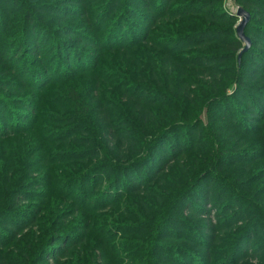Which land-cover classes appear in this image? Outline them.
<instances>
[{"label": "trees", "instance_id": "trees-1", "mask_svg": "<svg viewBox=\"0 0 264 264\" xmlns=\"http://www.w3.org/2000/svg\"><path fill=\"white\" fill-rule=\"evenodd\" d=\"M222 1L0 0L3 264H264V0H234L241 60Z\"/></svg>", "mask_w": 264, "mask_h": 264}, {"label": "rangeland", "instance_id": "rangeland-1", "mask_svg": "<svg viewBox=\"0 0 264 264\" xmlns=\"http://www.w3.org/2000/svg\"><path fill=\"white\" fill-rule=\"evenodd\" d=\"M48 5H52V4L51 3H48ZM74 7L75 6H70L68 8H65V7H59V6H57L58 11L56 12V14L49 15L46 18V21H45V24L47 26L46 29L55 30V29H58V28H62L63 26L69 25V26H72L73 28H76L78 30L80 29L81 32H85L87 30V27L88 26L81 25L82 24L81 23L82 22V18H78L77 17L75 19V18H71V17L70 18L69 17H66V19L63 20L62 16L61 17L59 15L57 16V14H62V12H60V11H65V10L68 12L67 13V16L70 15L71 14L70 11H71V9H74ZM95 7H97V6H95ZM216 7H217V9L219 8L221 10H226L230 15H233L236 18H238L237 25H236V29H235L236 34H237V26H238V24L241 21V19L238 17V12L242 8L239 7V6H237L235 4V1L234 0H223L222 2H220V4L218 3V5ZM50 21H53V22H50ZM46 22H49V23H46ZM244 48H245V45H244ZM241 52L239 53V60H241V58H242V57L240 58ZM249 60L251 61V58H249ZM200 136H201V133L199 134V139L197 140V143H199L201 141ZM206 140H210L208 134H206ZM201 145H204L205 148H208V147L211 146V144L209 145V142L206 143V145L203 144V142H202ZM21 148H22V145L15 146L14 143H5L4 145L0 146V153L3 155L2 159L4 160L3 162L6 163L8 160L9 161H12V163L11 164L8 163L7 166H5L4 163H2V167L4 169H8L11 165L12 166H16L15 165V162H17L20 165V168H21V166H23L22 163L24 161V154L21 151ZM198 151H201V150H198ZM202 152L205 153L206 151L203 150ZM13 153H15V154L13 155ZM196 156H199V155H197V154L196 155H193V158H195ZM191 158L192 157H185V158L181 159L180 161H177L171 168H169L168 171L166 172L167 177L163 181L164 184L160 185V187H163L164 185H166V183H169L170 182V176L171 175L178 176V178L181 177V176L185 177L186 174H187V172H188L186 170L187 167L194 161V159L192 160ZM31 165H33V166H32V168H31L30 171H34V172L38 171L39 169H41L43 167V164H42L41 161L35 162V163L31 164ZM23 174H24V171H23ZM37 177H39V176L38 175L37 176L35 175V176H33V179L34 178H37ZM155 181L157 183V182H159V179H157ZM184 185H185L184 180L181 179L180 180V186L182 187ZM206 185L207 184L205 183L204 187H206ZM154 190H155V188H152V193H153ZM196 193L200 194L202 192L197 191ZM203 200H204V198H203ZM202 205L204 207V203ZM125 207H122L121 210L122 211L125 210ZM193 210H194V208H193ZM187 211L185 213H183L184 219H181V223H183V225L186 228H188V229H191L192 225L195 222L199 221V217H202L201 216L202 214H204V215L206 214V212H205L206 210H203L201 208H198V211H195L194 210L195 212H191L192 213L191 215H189L187 213ZM185 215H187V216H185ZM101 220H104V219L101 218ZM213 221H215V220H213ZM99 224L101 225V223H99ZM36 228L39 229L38 227H36ZM35 231H38V230H35ZM39 231L42 232L44 230H39ZM130 239L131 238H126V239L118 238V241H120L122 243V245H121L122 248H125V247H128L130 245V243H129ZM167 241H168V243H170L169 240H167ZM55 245L56 246H63L64 245V240L59 239L57 242H55ZM35 247H38V246H35ZM34 249H36V248H34ZM23 251L24 250L22 248V245H20V244L19 245H15V246H13V248H10V250L7 251L9 254L6 253V258H9L10 257V254L13 255V256H19V255H21L20 253L23 252ZM34 255H35V253H34ZM47 257H48L47 254L44 255V258H47ZM123 257H125V255ZM2 259H5V257H0V264H3V260ZM99 262L103 263V260H100V258H97L96 263L99 264ZM86 264H89V261L88 260H87V263ZM91 264H94V262L92 261Z\"/></svg>", "mask_w": 264, "mask_h": 264}, {"label": "water", "instance_id": "water-1", "mask_svg": "<svg viewBox=\"0 0 264 264\" xmlns=\"http://www.w3.org/2000/svg\"><path fill=\"white\" fill-rule=\"evenodd\" d=\"M238 17L241 19V21L237 26V37L245 45L244 50L240 54V58H241L242 55L246 53L251 47V40L245 35V28L250 22L251 17L250 14L243 9L239 10Z\"/></svg>", "mask_w": 264, "mask_h": 264}]
</instances>
